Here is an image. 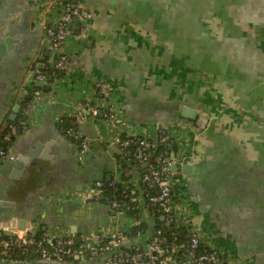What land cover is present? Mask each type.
Here are the masks:
<instances>
[{
  "label": "crops",
  "instance_id": "crops-1",
  "mask_svg": "<svg viewBox=\"0 0 264 264\" xmlns=\"http://www.w3.org/2000/svg\"><path fill=\"white\" fill-rule=\"evenodd\" d=\"M49 1L60 12L61 0H0V42L13 44L0 61V131L18 128L3 146L0 202L10 205L0 204V228L20 231L21 218L36 234L61 237L105 238L137 220L156 228L143 202L139 217L111 207L116 195L142 186L143 164L118 139L169 134L176 157L191 166L174 176L178 227H198L223 264H264V0H77L93 18L74 28L68 70L57 73L40 23ZM47 64L51 75L38 80L36 69ZM98 79L113 84L120 119L88 114L79 130L92 151L83 154L59 121L87 100L102 104ZM186 106L196 119L183 116ZM30 152L29 164H12ZM100 179L115 186L114 196H92ZM16 262L31 264L0 260Z\"/></svg>",
  "mask_w": 264,
  "mask_h": 264
},
{
  "label": "built area",
  "instance_id": "built-area-1",
  "mask_svg": "<svg viewBox=\"0 0 264 264\" xmlns=\"http://www.w3.org/2000/svg\"><path fill=\"white\" fill-rule=\"evenodd\" d=\"M54 2L49 1L46 4L45 11L41 14V26L43 27L47 38L50 40L55 58V70H68V44L69 38L74 34V28L81 29L84 24L90 22L93 13L81 5L77 0H61V10L56 13ZM37 70V79L45 80L47 75L43 69ZM96 92L102 97V104L99 105L92 100H87L74 115L76 127L69 129L62 128L67 137L73 142L80 140V151L83 154L91 153L92 148L88 141L84 140L79 128L85 123L89 115L97 116L103 112L106 122H118L119 106L115 99L113 84L111 81L98 79L95 81ZM63 123L62 119L59 125ZM160 129V127H159ZM18 132L17 125L9 124L3 135L4 141H9ZM120 150L126 155L128 150H132L134 157L141 162V183L143 197L136 195V192H128L124 195V199L111 200V207L119 212H138L140 203H145L148 208L157 207L159 213L164 219V226H175L177 228V217L174 212L173 202L175 193L174 176L176 173L171 169L172 164L179 167L186 161L179 157L172 158L171 162H167L170 157V145L176 146L175 139L169 134H161L154 139L141 138L135 134H123L118 139ZM168 147V148H167ZM162 150L157 153V150ZM7 151L0 146V164L5 160ZM180 159V160H179ZM126 174H129L126 172ZM105 182L96 180L92 188V196L99 197L104 192ZM75 195V194H73ZM76 196V195H75ZM91 196V195H90ZM90 196H87L88 198ZM91 196V197H92ZM148 201H147V200ZM140 221H135L134 227L126 229H118L111 235L100 238H93L89 235H82L79 247L77 248L75 236H56L50 234H37L32 229L16 230L12 227L7 229L0 228V232L4 230H12L13 236L6 239L0 237V253L7 255L10 250L22 248L24 251L35 252L42 260L65 263L69 258L75 261H95L104 256V260L100 264H222L221 254L215 248H206L203 241V235L200 229L185 228L184 240H180L178 234L173 232L167 234L163 228L153 229L151 236L147 242L138 244L124 250L121 248L123 242L129 238V234L134 228L140 226ZM18 228V226H17ZM19 229V228H18ZM174 229V228H173ZM136 232L137 236L145 234L142 227ZM106 258V259H105Z\"/></svg>",
  "mask_w": 264,
  "mask_h": 264
},
{
  "label": "trees",
  "instance_id": "trees-1",
  "mask_svg": "<svg viewBox=\"0 0 264 264\" xmlns=\"http://www.w3.org/2000/svg\"><path fill=\"white\" fill-rule=\"evenodd\" d=\"M52 70H53V68L49 64H47L46 67L43 69V72L48 74V75H51V71ZM30 99L31 98L28 97L27 98V102ZM62 121H63V123L61 125H59L60 130H62V128H64V130H65V129H69L71 127H76V125H75V117L74 116H64V117H62ZM5 132H6V129H4L3 131H0V146L1 147H3L4 143H5V141L3 140V135H4ZM61 132L64 135H66L65 132H63V131H61ZM131 149L133 150L134 147H132ZM132 150H128L126 155L128 156L130 154L129 151L133 152ZM161 152H162L161 149L157 150V153H161ZM104 182H105V187H104L103 196L106 197V198L114 196L115 194H113V193H114V187L115 186H113V184L111 182H107L105 180H104ZM142 187L143 186H140L138 188V190H136V195L139 196V197H143L144 198V194L142 192ZM129 194H130V191L128 190V197L126 198V200L129 199V196H130ZM116 196H118L119 199H124V197L121 198V194L116 195ZM106 198L105 199H101L100 198V200H104L105 201ZM151 214H152L153 218L156 220V228H163L166 231V233L169 234V235H171L173 232H176L178 234L179 239L180 240H184V234H185V230H186L185 228H177L175 226H170V227L166 226L165 227L164 226V219L162 218V214L159 213V210H158V208L156 206L151 208ZM130 215L131 216L135 215V217H139V215L136 212H131ZM139 227H142L144 232L147 233V234H149L150 232L152 233L153 229H155V228L150 229L151 226H150V223H148V222L142 223ZM138 228H134V231L131 233V235L129 234L128 236H130V237L135 236L136 235L135 231H137ZM151 233H150V235H151ZM42 234H44V233L42 231H40L37 234V237L41 236ZM8 237L9 236H4L3 235L1 238L6 239ZM79 246H80L79 244L76 245L77 248ZM202 249L206 250L207 248H202ZM2 258L3 259L4 258L5 259H9V260L18 259L20 261H27V262H29L31 264L43 263L42 261H45V260H42L35 252H33V251L32 252L31 251L30 252L24 251L22 248L21 249L20 248L12 249V250L9 251V253L6 256L5 255H3V256L0 255V260ZM73 261L74 260L72 258H69L65 262V264H75V262H73ZM45 262H51V261H45ZM79 263H81V262H79Z\"/></svg>",
  "mask_w": 264,
  "mask_h": 264
},
{
  "label": "water",
  "instance_id": "water-1",
  "mask_svg": "<svg viewBox=\"0 0 264 264\" xmlns=\"http://www.w3.org/2000/svg\"><path fill=\"white\" fill-rule=\"evenodd\" d=\"M12 48H13V44L11 43V39H9V38H6L4 41L0 42V61L8 54L9 50H12ZM41 83H43V82L41 81ZM14 112H16V110ZM182 112H183V116H185L186 118H189V119H196L197 115H198V111L197 110L192 109V108L187 107V106L182 108ZM169 149L171 151V155H170L169 158H167V162L170 163L172 158L176 157V152H175V146L174 145H170ZM33 154H34L33 152H30L27 157L26 156L19 157L17 160L12 161V164L14 166H17V167H24V165H27V164L30 163V159L29 158H31V157H33L35 155V154L34 155ZM179 168L180 167L177 164H174V163L171 166V169H172L173 172H177L179 170ZM182 171L185 174L189 173L191 171V166H189V164H187V162H184V164L182 165ZM0 199H1V196H0ZM0 204L10 205V202L1 201ZM17 226H18V228L20 230H26V228H27V220L24 219V218L23 219L21 218L18 221V225ZM3 235L4 236H9V237L13 236V231L12 230H4V231L0 232V237H2ZM75 241H76L77 244H79L80 241H81V238L79 236H75ZM42 262L43 263H36V264H50L51 263V262H45V261H42ZM53 263L54 264H59L57 262H53ZM13 264H19V263L16 262V263H13Z\"/></svg>",
  "mask_w": 264,
  "mask_h": 264
}]
</instances>
